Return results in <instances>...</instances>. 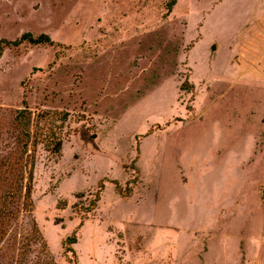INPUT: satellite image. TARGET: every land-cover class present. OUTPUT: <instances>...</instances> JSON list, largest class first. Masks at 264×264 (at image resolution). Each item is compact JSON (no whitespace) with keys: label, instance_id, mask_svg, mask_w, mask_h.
<instances>
[{"label":"rangeland","instance_id":"obj_1","mask_svg":"<svg viewBox=\"0 0 264 264\" xmlns=\"http://www.w3.org/2000/svg\"><path fill=\"white\" fill-rule=\"evenodd\" d=\"M170 2L0 0V156L23 100L60 136L31 194L56 264H264V0Z\"/></svg>","mask_w":264,"mask_h":264},{"label":"trees","instance_id":"obj_2","mask_svg":"<svg viewBox=\"0 0 264 264\" xmlns=\"http://www.w3.org/2000/svg\"><path fill=\"white\" fill-rule=\"evenodd\" d=\"M173 3L175 0H171L169 7ZM23 41L35 45L54 44L49 35L41 33L34 36L30 32L23 33L13 41L3 39L1 43L16 46ZM1 51L2 45H0V54ZM67 115L66 112L53 111L36 116L38 121L55 116L64 121ZM32 120L33 112L23 100L22 108L15 111L12 120L19 131L15 136V148L9 149L6 154L0 156V254L6 252L8 248L18 247L17 256L12 258L14 264H56L32 216L34 204L31 194L36 146L42 143L49 151L58 153L61 149V138L50 126H45L43 132L40 129L33 131ZM113 182L115 190L120 195L127 196L130 193L129 186L122 189L117 181ZM104 187L103 181H99L86 208L87 212L95 209ZM20 218L23 220L19 221ZM76 242L77 237L73 232L63 241L64 250L74 255L72 244Z\"/></svg>","mask_w":264,"mask_h":264},{"label":"water","instance_id":"obj_3","mask_svg":"<svg viewBox=\"0 0 264 264\" xmlns=\"http://www.w3.org/2000/svg\"><path fill=\"white\" fill-rule=\"evenodd\" d=\"M211 48H212V49H214V48H215V46L213 45ZM263 193H264V189H263Z\"/></svg>","mask_w":264,"mask_h":264}]
</instances>
